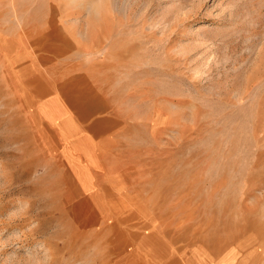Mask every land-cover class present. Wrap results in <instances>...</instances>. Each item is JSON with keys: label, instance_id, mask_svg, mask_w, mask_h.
I'll list each match as a JSON object with an SVG mask.
<instances>
[{"label": "rangeland", "instance_id": "1", "mask_svg": "<svg viewBox=\"0 0 264 264\" xmlns=\"http://www.w3.org/2000/svg\"><path fill=\"white\" fill-rule=\"evenodd\" d=\"M67 31L123 127L90 182L27 113ZM0 264H264V0H0Z\"/></svg>", "mask_w": 264, "mask_h": 264}, {"label": "crops", "instance_id": "2", "mask_svg": "<svg viewBox=\"0 0 264 264\" xmlns=\"http://www.w3.org/2000/svg\"><path fill=\"white\" fill-rule=\"evenodd\" d=\"M83 34L56 32L42 48L48 82L27 106L28 117L52 135L61 163L76 168L72 172L78 182L80 173L89 181L90 172L83 168L105 166V146L116 141L123 128L104 90L91 33Z\"/></svg>", "mask_w": 264, "mask_h": 264}]
</instances>
